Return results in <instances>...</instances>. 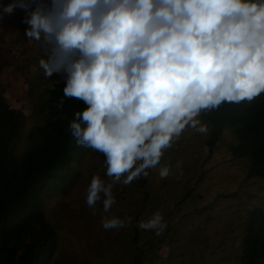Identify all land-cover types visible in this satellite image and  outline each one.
Returning a JSON list of instances; mask_svg holds the SVG:
<instances>
[{"label":"clouds","instance_id":"9594fccd","mask_svg":"<svg viewBox=\"0 0 264 264\" xmlns=\"http://www.w3.org/2000/svg\"><path fill=\"white\" fill-rule=\"evenodd\" d=\"M25 34L50 45L40 65L61 74L65 97L83 101L70 130L106 158V185L93 175L86 203H115L112 187L155 168L186 127L206 133L198 117L222 103L264 93V0H14ZM63 101H61V104ZM161 178L169 174L160 169ZM104 229L123 227L112 217ZM139 227L159 235L156 212Z\"/></svg>","mask_w":264,"mask_h":264},{"label":"rangeland","instance_id":"374dc122","mask_svg":"<svg viewBox=\"0 0 264 264\" xmlns=\"http://www.w3.org/2000/svg\"><path fill=\"white\" fill-rule=\"evenodd\" d=\"M44 51L42 57L47 60L49 49ZM25 68L26 73L13 78L10 89L1 87L7 100L25 114L22 135L15 145L18 156L28 148L27 130L43 122L45 92L58 80V74L49 77L43 73L41 77L34 62ZM198 119L207 127L206 133L186 127L164 150L160 163L147 169L145 178L141 175L124 185L122 176L113 184L115 203L107 213L103 194L94 207L86 203L93 175L106 185L112 184L106 158L91 148L82 152L76 162L80 176L71 194H56L44 201L47 219L59 238L50 264H132L131 256L138 252V245L131 241V224L138 221L139 227L156 212L162 214L166 225L159 235L139 227L140 244L145 238L155 243L154 255L148 254L153 264H178L184 258L191 264H215L221 255L236 251L235 238L248 212L261 206L264 214V178L248 175L249 157L236 156V139L230 128L209 151L210 126L201 114ZM165 166L169 174L161 178L160 169ZM112 217L123 221L124 226L104 229L102 221Z\"/></svg>","mask_w":264,"mask_h":264},{"label":"trees","instance_id":"16d2710c","mask_svg":"<svg viewBox=\"0 0 264 264\" xmlns=\"http://www.w3.org/2000/svg\"><path fill=\"white\" fill-rule=\"evenodd\" d=\"M64 86L65 79L58 74L45 92L44 120L27 130L28 148L20 156L15 145L22 135L25 114L0 88V264H50L57 250L58 232L47 219L44 201L56 194H71L80 176L76 162L90 149L77 142L69 127L75 113L86 105L65 97ZM201 116L210 126L209 151L230 128L236 139V156L249 157L248 175L264 178V93L252 101L222 103ZM263 221L261 206L252 208L235 238L237 250L221 255L215 264H264ZM130 231L131 241L138 245L132 264H153L148 254L154 255L155 243L145 238L140 244L138 221L132 222ZM188 260L180 259L178 264H191Z\"/></svg>","mask_w":264,"mask_h":264},{"label":"crops","instance_id":"0c3cea01","mask_svg":"<svg viewBox=\"0 0 264 264\" xmlns=\"http://www.w3.org/2000/svg\"><path fill=\"white\" fill-rule=\"evenodd\" d=\"M9 3H14V0H0V6ZM24 15L25 13L19 8L14 9L12 14H5L0 7V88L2 89H10L13 78L26 73L27 64L34 62L41 77L45 73L40 60L46 58L42 57V53H46L44 50H48L50 45L43 36L39 41L26 36L27 25L22 22ZM17 71L20 73L18 76ZM9 81L11 85L8 84Z\"/></svg>","mask_w":264,"mask_h":264}]
</instances>
